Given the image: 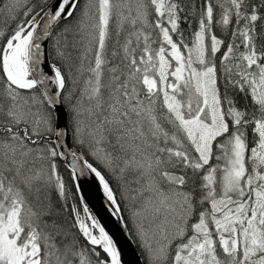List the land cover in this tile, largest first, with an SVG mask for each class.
I'll return each instance as SVG.
<instances>
[{
    "label": "snow or ice",
    "instance_id": "1",
    "mask_svg": "<svg viewBox=\"0 0 264 264\" xmlns=\"http://www.w3.org/2000/svg\"><path fill=\"white\" fill-rule=\"evenodd\" d=\"M61 163L146 264H264V0H0V264H125Z\"/></svg>",
    "mask_w": 264,
    "mask_h": 264
},
{
    "label": "water",
    "instance_id": "2",
    "mask_svg": "<svg viewBox=\"0 0 264 264\" xmlns=\"http://www.w3.org/2000/svg\"><path fill=\"white\" fill-rule=\"evenodd\" d=\"M72 147L73 149L76 148L74 145ZM75 183L79 185V194L84 195L89 207L102 218V223L105 224L106 228L117 240L121 247L125 264H144L127 227L117 218L110 216L109 210L105 208V198L94 175L85 172L78 177Z\"/></svg>",
    "mask_w": 264,
    "mask_h": 264
},
{
    "label": "trees",
    "instance_id": "3",
    "mask_svg": "<svg viewBox=\"0 0 264 264\" xmlns=\"http://www.w3.org/2000/svg\"><path fill=\"white\" fill-rule=\"evenodd\" d=\"M184 28L186 29L185 35H187L188 25L187 24L184 25ZM48 48H49V51L51 52V49H52V41H49ZM50 59H51V57H50ZM73 145L76 146L75 144H73ZM60 171H61V174L63 175V177L65 178V180L67 182V185H68V188H69V203H72V202H74L72 200V197L77 196L79 194L77 192V188L75 187V184L76 183L73 181V179H72V177L70 175V170L63 163H61ZM108 175L110 177V174H108ZM113 186H115V181L114 180H113ZM121 203H122V206L125 209V211L123 212V215L125 217V220L128 221L127 230L129 232L130 229H133L134 228V225L130 221V212L128 211L130 205H129V203H127V202H125L123 200L121 201ZM130 236L132 237L135 245L137 246V249H138V251H139V253L141 255V258H142L144 264H146L145 256H144L141 248L137 244L135 237L133 235H130Z\"/></svg>",
    "mask_w": 264,
    "mask_h": 264
}]
</instances>
